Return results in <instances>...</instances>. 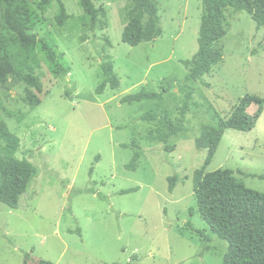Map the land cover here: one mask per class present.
Segmentation results:
<instances>
[{
    "label": "rangeland",
    "instance_id": "374dc122",
    "mask_svg": "<svg viewBox=\"0 0 264 264\" xmlns=\"http://www.w3.org/2000/svg\"><path fill=\"white\" fill-rule=\"evenodd\" d=\"M155 1L160 22L144 16L137 47L123 42L131 0H94L107 13L104 30L100 23L92 30L79 0H62L70 16L63 27L57 2L42 13L29 1V33L55 42L73 66L60 79L40 46L24 53L0 7V66L8 62L43 83L42 93L14 76L0 83V114L21 140L17 157L38 169L18 209L0 202V264H223L229 244L202 219L193 188L194 173L207 159L196 140L219 118L229 119L247 96L259 97L255 128L227 129L205 171L233 170L264 193V28L246 12H228L223 61L187 82L183 61L199 50L203 0ZM105 54L113 57L121 87L98 95ZM142 90L161 99L121 104ZM147 114L158 121L144 120ZM164 117L181 121L183 130L168 143L150 140ZM136 150L139 167L129 171ZM130 189L138 190L120 194Z\"/></svg>",
    "mask_w": 264,
    "mask_h": 264
},
{
    "label": "trees",
    "instance_id": "16d2710c",
    "mask_svg": "<svg viewBox=\"0 0 264 264\" xmlns=\"http://www.w3.org/2000/svg\"><path fill=\"white\" fill-rule=\"evenodd\" d=\"M29 1L36 2L42 13H46L52 4L57 2L60 8L56 16L59 27H63L70 19L62 0H0V7L5 8L8 26L18 34L26 55H32L36 47L40 46L47 56L52 74L57 79L69 75L73 71V66L67 61L66 54L59 50L58 45L48 39H38L36 35L29 33ZM79 2L91 19L92 30L97 29L98 23L101 29L108 28V24L102 21V18L107 17L103 8H97L94 0H79ZM131 2L130 22L124 30L123 42L137 47L142 38L144 16L149 15L159 23V7L155 0H131ZM230 11L246 12L256 23L257 29L264 28V0H203L199 50L192 60L183 61L188 69L187 82L200 80L223 61V40L231 28L227 15ZM161 31L158 25L155 36L159 37ZM101 71L103 79L96 89L98 95H103L107 88L117 90L121 87L112 55L105 54ZM10 76H14L40 93L43 92V83L33 72L14 69L6 62L0 66V83H5ZM160 99L159 93L142 90L124 97L121 104L154 102ZM253 106L259 108L256 115L249 113V109ZM262 108L263 101L259 97L247 96L229 119L219 118L216 124L203 129L201 136L196 140V147L199 151H207L205 167L213 161L226 130L252 131ZM143 118L146 121L159 119L157 115L152 114H147ZM160 127L150 132V140L158 139L168 143L183 130L181 121L174 123L168 117L160 119ZM20 146V138L10 130L0 114V202L12 209L20 207L21 197L28 191L31 182L38 174V169L32 162L17 157ZM123 147L130 148L126 144ZM134 147L139 149L135 142ZM140 158V152L136 150L131 162L126 166L127 170L136 171ZM205 167L195 171L193 188L202 219L213 233L229 244L223 264H264V193L248 188L237 179L233 170L220 169L206 172ZM169 182V190L173 192L176 188V180L172 177ZM137 190H124L120 194H130ZM94 194L97 192L94 191ZM98 196L104 198L101 194ZM40 264L53 263L41 261Z\"/></svg>",
    "mask_w": 264,
    "mask_h": 264
}]
</instances>
